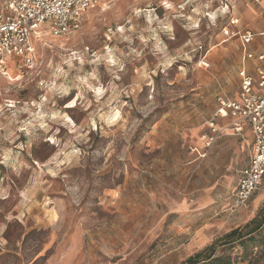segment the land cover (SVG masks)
I'll list each match as a JSON object with an SVG mask.
<instances>
[{
  "label": "rangeland",
  "instance_id": "obj_1",
  "mask_svg": "<svg viewBox=\"0 0 264 264\" xmlns=\"http://www.w3.org/2000/svg\"><path fill=\"white\" fill-rule=\"evenodd\" d=\"M231 16L259 31L264 0H106L69 34L39 35L32 68L11 65L0 264H181L264 212V181L233 203L240 142L201 139L240 89Z\"/></svg>",
  "mask_w": 264,
  "mask_h": 264
},
{
  "label": "built area",
  "instance_id": "obj_2",
  "mask_svg": "<svg viewBox=\"0 0 264 264\" xmlns=\"http://www.w3.org/2000/svg\"><path fill=\"white\" fill-rule=\"evenodd\" d=\"M105 1L0 0V78L9 79L11 65L19 69L33 67L38 35L43 32L54 37L69 34L78 27L84 13ZM239 25L240 20L231 16L223 34L228 39L237 38L244 47L248 46L257 34ZM245 59H255L261 65L254 75L245 68L238 71V96L216 99L217 107L206 123L208 133L202 137L205 146L210 147L225 135L244 140L247 132L250 133L248 162L239 171L232 192V200L237 207L245 205L264 181V55L245 52ZM201 64L208 67L204 61Z\"/></svg>",
  "mask_w": 264,
  "mask_h": 264
},
{
  "label": "trees",
  "instance_id": "obj_3",
  "mask_svg": "<svg viewBox=\"0 0 264 264\" xmlns=\"http://www.w3.org/2000/svg\"><path fill=\"white\" fill-rule=\"evenodd\" d=\"M236 245L241 249L239 257L233 255ZM263 259L264 212L243 229L229 231L220 240L188 257L181 264H264Z\"/></svg>",
  "mask_w": 264,
  "mask_h": 264
},
{
  "label": "crops",
  "instance_id": "obj_4",
  "mask_svg": "<svg viewBox=\"0 0 264 264\" xmlns=\"http://www.w3.org/2000/svg\"><path fill=\"white\" fill-rule=\"evenodd\" d=\"M245 17H249V15H245ZM256 27L259 29V31L255 32V31H253L251 29L242 28L244 30H250V31L255 32L257 34V36L255 37L254 41L251 44H249L248 46L244 47L240 43V48H241V66H240L239 70L242 69V68H245L248 71V73H250L252 75L255 74L256 68L259 67L261 64L258 63L255 59L246 60L245 59V52H251L254 55H257V54H263L264 55V21L262 22L260 20V22L258 24H256ZM238 93H239V91H238ZM238 93L236 94V96L230 97V98H236L238 96ZM207 133H208V128L206 126V132L203 134V136L206 135ZM227 136L234 137V138L237 139V141L240 142V144L242 146V149L247 153V162H248L249 153H250V133L247 132L246 139H244V140L239 138V137H237V136H233V135H227ZM247 162H246V164H247ZM246 164L244 165V167L246 166Z\"/></svg>",
  "mask_w": 264,
  "mask_h": 264
},
{
  "label": "bare ground",
  "instance_id": "obj_5",
  "mask_svg": "<svg viewBox=\"0 0 264 264\" xmlns=\"http://www.w3.org/2000/svg\"><path fill=\"white\" fill-rule=\"evenodd\" d=\"M38 37H39V35H38Z\"/></svg>",
  "mask_w": 264,
  "mask_h": 264
}]
</instances>
